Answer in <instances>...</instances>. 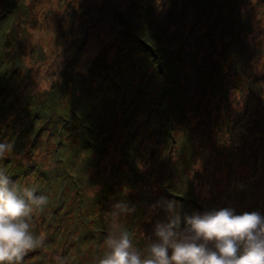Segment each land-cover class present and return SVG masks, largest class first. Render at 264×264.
<instances>
[{
	"label": "trees",
	"instance_id": "16d2710c",
	"mask_svg": "<svg viewBox=\"0 0 264 264\" xmlns=\"http://www.w3.org/2000/svg\"><path fill=\"white\" fill-rule=\"evenodd\" d=\"M28 1L0 0V142L12 145L0 157V170L11 186L47 196L45 207L58 220L48 224L56 232L44 236L31 218V231L45 242L22 264H43L44 252L30 257L59 243L60 252H50L47 263L98 264L112 222L107 215L122 192L128 212L120 224L141 250L155 239L154 216L164 222L171 217L165 215L166 198L181 227L185 217L205 213L211 204L264 217V95L254 87L264 86V0H254L257 8L247 6L251 0L115 2L117 31L80 68L81 39L76 52L64 57L61 79L36 86L37 92L23 80L8 86L14 63L6 62L16 52L15 36L22 29L27 36L22 23L35 20ZM69 7L58 24L70 19L73 33L78 26ZM71 38L70 46L78 37ZM247 59H256L260 78L239 83L236 68ZM234 88L239 97L232 100ZM18 124L24 125L16 130ZM227 133L230 140L222 141ZM155 146L166 148L165 160L154 163ZM206 166L211 172L221 168V181L210 175L208 193L194 189ZM153 184L161 193L152 191ZM90 188L92 199L85 195Z\"/></svg>",
	"mask_w": 264,
	"mask_h": 264
},
{
	"label": "clouds",
	"instance_id": "9594fccd",
	"mask_svg": "<svg viewBox=\"0 0 264 264\" xmlns=\"http://www.w3.org/2000/svg\"><path fill=\"white\" fill-rule=\"evenodd\" d=\"M10 150V144L0 142V157ZM11 185L0 170V264H22L25 255L45 242L43 235L31 231L30 220L35 209L43 210L49 203L48 197ZM166 210L174 213V205ZM127 212L126 205H114L106 252L98 264H264V217L255 211L235 214L221 208L197 213L185 217L183 227L173 214L155 224V239L149 237L143 250L134 247L120 224Z\"/></svg>",
	"mask_w": 264,
	"mask_h": 264
},
{
	"label": "rangeland",
	"instance_id": "374dc122",
	"mask_svg": "<svg viewBox=\"0 0 264 264\" xmlns=\"http://www.w3.org/2000/svg\"><path fill=\"white\" fill-rule=\"evenodd\" d=\"M251 1H252L251 5H247V6L250 7L253 5V8H257L258 2L254 0ZM28 2H30L33 6V14L35 15V20L30 21L27 18L22 23V25L28 30L27 36L24 33V29H22L21 32L17 33L15 36L16 44L15 46H13L15 48L13 51L16 52L14 53L13 58L10 56V58L6 62V63L8 62L14 63L13 65L14 71L11 74L13 75V78H10V83L8 84V86H15L16 83L18 84L22 80L25 81L26 84L29 86V88L34 92H37L36 86L38 87L50 86L53 79L56 78L61 79L62 77L61 69L64 67L63 59L66 55H71L73 52H76L77 44L80 42L81 39L84 38L85 42L80 50V55L77 60L78 63L77 67L80 68L84 67L89 57H91L100 48L102 41L106 39L109 40L111 35H113L115 31H117V27H116L117 23L113 19L111 12L113 11L112 10L113 4L115 2H118L121 5V0H72L71 3H68L67 1L64 0H29ZM70 4L71 6L69 7ZM65 7H69V11H70L69 16L71 20H74L78 26L73 33H70L72 30L69 24L70 19H68L66 23H63V21H61V23L58 24V20L59 21L62 20L63 9ZM167 7L168 5L164 6L165 9ZM96 14H104L106 15L107 18L104 20L97 21V17L94 16ZM86 26H89L87 32H85ZM59 32L60 35H58ZM74 35H77L78 38L70 46L69 42L72 39L71 37ZM58 38L60 39V41ZM56 39L57 42H59L58 44L54 42ZM254 60L256 59H249V60L247 59L240 61L241 62L240 67L236 68L237 81L239 83H243L247 77L248 78L255 77L256 80L260 78L257 69L256 70L254 69V66L256 65ZM73 65L74 64L72 63V66ZM59 67L60 70H58ZM1 82L2 84H5L4 79H2ZM254 87H258L260 89L259 90L260 95H264V86H262L261 84H257ZM228 94H229V98H231L232 100L234 99V96H236L237 98L239 97V95H237L238 93L236 91V88H234L232 92H229ZM232 105L235 106V104H230V107ZM9 116H11V114H9ZM13 117L14 116H12L10 120H12ZM223 122H225V119L221 118V131H223ZM229 124L227 125L225 124L226 129L231 128ZM23 125L24 124H18L15 127L16 130H19ZM230 138H231L230 133H227L223 138H221V140L227 142L228 140H230ZM25 147H29V146L26 145ZM48 147L49 149L50 148L53 149L55 147V142L49 143ZM36 148L38 150L46 149L43 145H39ZM157 150H158V146H155L152 150V158L155 157V153L157 152L155 157L156 161L154 163L161 162L166 159V148L160 149L158 151ZM233 163L234 162H232L231 165ZM220 169L211 172V168L208 166L202 168V175H201L202 179L196 182V184L194 185V189H199V190L205 189L206 192L208 193V190H211V185H214L213 180L221 181ZM216 173L218 174L219 177L215 175ZM211 174L214 175L212 176L213 180L210 178ZM153 186H155V188ZM153 186H152V191L158 189L159 192L161 193V190L158 187V185L153 184ZM221 186H224V183L221 184ZM93 191H94L93 188H90L85 191V193L89 192V194H85L88 199H92L95 196V195H91ZM202 191L204 190H201V192ZM119 195L121 196V198H119L116 201V204L118 202L121 203L120 201L123 198L124 193L122 192V195L121 193ZM163 202H165L164 208H167V206L172 203L168 198H166V200H164ZM220 202H221V198L218 200V203ZM69 203H70V199L68 204ZM68 204H66L63 209H65L68 206ZM209 206L210 207L208 211L216 210L212 204ZM40 211L33 213L31 225L35 226V228L37 227L39 230H43L44 236L46 234L53 235L56 232L55 231L56 228L50 227L48 226V224L54 219L55 220L52 222L51 225L55 226L57 224V220H58L56 217L57 214L51 216V208L48 206L44 207L43 210ZM60 211L61 210H59L58 213H60ZM112 213L113 212H110L107 215L108 221H111ZM165 215L167 217H170L172 216V213L166 210ZM154 218H155L154 224H156L159 219L156 218L155 216ZM58 233H60V231ZM58 246H60V243ZM58 246L54 248L53 251L42 249L39 253L35 254V256H31L29 261H31V259H33L34 257L42 258V252H44L45 261H43V264H49V262L47 263L49 253L50 252H53L54 254L59 253L60 250ZM209 246L211 247L212 245ZM50 247H53V245L50 244ZM50 264H56V262L53 260Z\"/></svg>",
	"mask_w": 264,
	"mask_h": 264
}]
</instances>
